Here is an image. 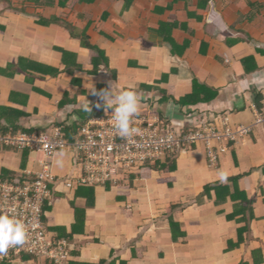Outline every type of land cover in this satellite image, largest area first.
Instances as JSON below:
<instances>
[{
    "label": "crops",
    "instance_id": "crops-1",
    "mask_svg": "<svg viewBox=\"0 0 264 264\" xmlns=\"http://www.w3.org/2000/svg\"><path fill=\"white\" fill-rule=\"evenodd\" d=\"M206 1L69 0L65 8L57 2L22 10L23 0H0V133L113 114L102 102L96 108L100 101L90 94L92 86L99 91L111 84L117 93L134 87L141 97L137 116H158L178 131L219 114L252 127L217 168L195 145L163 157L161 170L141 164L132 179L119 175L117 184L106 186L79 184L76 154H57L43 216L48 228L71 234L67 264H264V121L256 123L252 107L260 95L264 110V10L243 19L248 2L264 0H213L212 10ZM51 18L60 24L41 23ZM64 20L74 34L88 36L107 66L94 67L96 53ZM195 82L216 94L208 102L178 103ZM88 102L91 112L83 111ZM41 159L39 152L2 146L0 178L37 171ZM232 177H238L234 201L226 193L215 203L214 192L203 193L205 185L229 186ZM243 198L250 200L247 225L237 224L240 215L230 219ZM243 228L244 242L230 250Z\"/></svg>",
    "mask_w": 264,
    "mask_h": 264
},
{
    "label": "built area",
    "instance_id": "built-area-1",
    "mask_svg": "<svg viewBox=\"0 0 264 264\" xmlns=\"http://www.w3.org/2000/svg\"><path fill=\"white\" fill-rule=\"evenodd\" d=\"M256 123L264 118L255 106ZM113 114H95L81 126L77 137L68 141L59 125L46 130L18 133H0V147L10 146L18 150L39 152L37 171H23L11 179L0 181V212L11 209L25 225L27 238L23 245L9 248L0 260L18 257L22 253L44 257L54 264H64L69 256L66 240L53 237L42 221L44 203L51 197L50 184L54 181L53 159L62 151L76 154L81 173L77 182L84 186L117 184L130 172L132 165L154 162L164 157L166 150H184L191 145L204 147L209 167L217 168L221 156L229 144L251 131L249 125H234L227 114H219L213 120L199 122L194 129L184 133L154 115L132 118L137 131L129 139L116 134Z\"/></svg>",
    "mask_w": 264,
    "mask_h": 264
},
{
    "label": "trees",
    "instance_id": "trees-1",
    "mask_svg": "<svg viewBox=\"0 0 264 264\" xmlns=\"http://www.w3.org/2000/svg\"><path fill=\"white\" fill-rule=\"evenodd\" d=\"M68 1L69 0H23L22 7H24V8L22 10H25L27 5L28 6L32 5L35 8H42V7L53 8L57 4V2H58V4H60L61 7L65 8L67 6ZM123 1H124L125 5H128L130 3V1H132V0H123ZM206 4L208 5L209 10H212L214 8L213 7V0H207ZM247 4L249 6V12L245 13V17L243 18L244 20L251 21L254 18H256L262 12V10H264V4H262V3L249 4V2H248ZM60 20L61 19H58V18H56V19L51 18V19H48V20L47 19H45V20L42 19L41 23L43 25L48 26V25H51V24H60L59 23ZM63 23L65 24V27L68 28V30H70L71 32L74 31V29L72 27V24L69 23L67 20H64ZM72 35L77 37V38H79V39H81V41L83 43V46L85 48H87L89 50H92L93 52L96 53V58L93 60L94 67L95 66L97 67V65H100V64H104L105 66H107V59L104 58V55L101 52V50H99L97 47L92 46V45L89 44V38H88V36H86L85 33H83L82 35H79V34H74V32H73ZM166 40L172 42L169 39V37H167ZM215 92L216 91L212 87L202 86V85L198 84L197 82H195L194 85H193L192 92L190 94L184 96L183 98H181L178 101V103H181V104H184V105H195L196 103H200V102H208L216 94ZM254 102H255L257 111L264 118V110H263V106H262L261 96L258 95ZM162 120L166 121L165 119H162ZM82 124L83 123H75V124H72V125H65V124L61 125L60 124L59 126L62 127V131H63L66 139L68 141H73V140L76 139L77 133H78L79 129L81 128ZM194 128H195V126H186L184 129L181 130V132L186 133V132H188V131H190V130H192ZM15 131H13V132L16 133ZM251 131H252V129H251ZM251 131L246 136H248L251 133ZM6 132H12V131H10L9 129H5V130L2 131L3 134H5ZM25 132L30 133V132H33V130H26ZM231 144H233V143H230L229 146ZM193 146H195V145L188 146L187 148H190V147H193ZM177 150H178L177 148H174L172 150H166L164 158H166V159L172 158L174 153H175V151H177ZM159 161H161V159L160 160H156L154 162L146 161V162L143 163V165L144 166L147 165V169H150V170H154V169L161 170V169H163L165 167V165L164 164H159L160 163ZM137 166H138L137 164H133L131 170H129L130 172H128L126 174V176H131V179H132L133 177H132L131 173L134 171V168H136ZM14 175L15 174H12V175H10V176H8L6 178H0V180H6V179L9 180V179L13 178ZM237 180H238V177L230 178L229 181H230L231 184H229V186L228 185L227 186L226 185H221V184L205 185L203 193L206 194L208 197H211L210 193L214 192V195H216V202L215 203L220 201V197H221L220 194H226V193H227V195L225 197H229V198H231V200L234 201V199H235V195L234 194H235V191H236V182H237ZM229 189H231L232 191H229ZM222 200H224V197H223ZM47 203H48V200L44 203V206H43V211L44 212L46 210V206L48 205ZM249 205H250V200H247L245 198H243L239 203L233 204V210H232V214H231L230 219L231 218H236V216L240 215L241 219H235L237 221V224L245 223L247 225L248 222L250 221V218L247 219V217H246L247 212L250 210L249 207H248ZM42 221L45 224V229L49 233H51L53 235V237H55L57 239L66 240L68 243L70 242L71 234H67L64 229H57V230L53 229L52 230L51 228H48L44 216H42ZM245 230H247V229L246 228L238 229V241L236 243V247H231L230 250L236 249L240 244H242L244 242L243 235H244ZM69 254H70V250H69ZM14 259L23 260V261H26V262H28V261H37V260L42 259L45 262V264H54L53 261L48 260V259H46L44 257L35 256V255H31V254H25V253H22L18 257H14V258L11 257L10 259H6V260H2V261L0 260V262H4V264H7V263L9 264V262H12ZM67 262H68V259H67V261L64 264H67ZM241 264H246V263L242 261Z\"/></svg>",
    "mask_w": 264,
    "mask_h": 264
},
{
    "label": "clouds",
    "instance_id": "clouds-1",
    "mask_svg": "<svg viewBox=\"0 0 264 264\" xmlns=\"http://www.w3.org/2000/svg\"><path fill=\"white\" fill-rule=\"evenodd\" d=\"M90 94L98 97L100 101L94 105L96 108H100L102 102L105 110L113 109V127L116 134L123 139L131 138L137 131L132 127V118L138 115L141 102V97L134 87L130 85L127 89H121L117 93L113 90L112 84L99 91L92 86ZM83 111H92L89 102L83 106ZM220 179L225 181L227 176L221 173ZM26 238L27 231L24 223L17 216L11 214V209L0 212V256L6 254L9 248L23 245Z\"/></svg>",
    "mask_w": 264,
    "mask_h": 264
}]
</instances>
